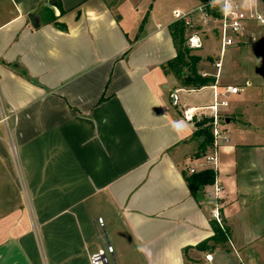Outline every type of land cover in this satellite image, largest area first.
<instances>
[{
  "label": "crops",
  "instance_id": "obj_1",
  "mask_svg": "<svg viewBox=\"0 0 264 264\" xmlns=\"http://www.w3.org/2000/svg\"><path fill=\"white\" fill-rule=\"evenodd\" d=\"M154 1L126 19L111 0H0V264H90L106 242L110 264H264V35L230 46L260 53L228 75L201 1L171 18L152 15ZM175 10H195L187 29L201 37L194 53L211 85L182 87L164 69L177 56ZM227 85L242 90L220 108L227 140L200 153L195 125ZM186 107L204 113L187 121ZM215 151L222 197L213 184L192 194L187 177L215 170Z\"/></svg>",
  "mask_w": 264,
  "mask_h": 264
},
{
  "label": "built area",
  "instance_id": "obj_2",
  "mask_svg": "<svg viewBox=\"0 0 264 264\" xmlns=\"http://www.w3.org/2000/svg\"><path fill=\"white\" fill-rule=\"evenodd\" d=\"M209 4L216 8V11L218 12V15L216 17L211 14L206 3H201L197 10L200 11L204 24H207L208 21L213 17L216 19L219 27V34L221 40V55L224 54V51L228 46L235 44L236 40L247 31L248 25L250 23L264 25V12L261 11L258 6V3L250 10H246L243 7V0H233V10L232 14L229 16H224L222 14V9L224 7L223 0H220L218 4L213 3L212 1ZM177 11L180 12L179 18H177L176 16ZM194 12L195 10L188 12L175 10L174 16L179 20H183L187 27H192V15ZM188 44L192 48L201 47V37L197 33H191L188 36ZM215 65L218 69V72L216 74V76L218 77L222 63L221 61H218ZM214 88H216V85H214ZM237 91L238 87L234 85L225 86L221 92H218L216 90L214 93V102L212 103V105L207 107L211 110V113L208 114L211 118L214 144H217L220 138H222L223 140H227V136L225 135L226 130L223 128V119L220 114V108L227 106L229 104L227 99L229 94L236 93ZM171 97L173 99V103L178 104L177 90L171 93ZM202 109L203 107H186L183 109V117L187 121L193 122L196 119V116L202 115L204 113L201 112ZM1 119L5 124H8L9 116L3 109L1 110ZM206 159L208 162L214 163V171L216 172L218 168L217 152L215 151L213 155H207ZM189 170L191 172L195 171L193 167H190ZM223 191V185L220 184L219 181L215 178V181L213 183V191H208L209 194L214 195L216 198H220L222 197ZM214 217L222 225L221 214L217 208L214 210ZM98 225L100 226L102 232L105 233V223L103 218H98ZM113 254V246L109 242H106V244L101 245L97 250L93 251L90 254V264H110V257H112ZM209 256L211 255L207 254L206 259H208Z\"/></svg>",
  "mask_w": 264,
  "mask_h": 264
},
{
  "label": "trees",
  "instance_id": "obj_3",
  "mask_svg": "<svg viewBox=\"0 0 264 264\" xmlns=\"http://www.w3.org/2000/svg\"><path fill=\"white\" fill-rule=\"evenodd\" d=\"M200 1L208 5V9L214 17L218 15L216 8L209 4L212 0ZM60 26L62 28L65 27L63 24ZM173 26L174 30L172 34L177 46V56L164 65L166 72H173L180 80L182 87L196 89L213 84L215 77L203 75V73L198 69L201 56L194 53L193 48L185 44V34L187 30L185 22L183 20H178L173 24ZM195 134L203 136V141L199 147V152L203 153L208 147L213 145L211 118H204L203 125L197 128ZM215 178L216 173L213 169H205L191 174L187 177V180L192 194L195 195L203 186L213 184ZM227 232V228L222 229L221 227H216V237L214 236V238L217 239L219 238L218 236H220L225 239L228 234Z\"/></svg>",
  "mask_w": 264,
  "mask_h": 264
},
{
  "label": "rangeland",
  "instance_id": "obj_4",
  "mask_svg": "<svg viewBox=\"0 0 264 264\" xmlns=\"http://www.w3.org/2000/svg\"><path fill=\"white\" fill-rule=\"evenodd\" d=\"M154 0H111L114 4L113 6L119 5L123 8L119 9V15H124L126 19L130 16V12L134 10L136 5L138 4H144V3H149L153 2ZM193 0H155L154 1V9L152 15L157 16V17H162V18H168V17H173L172 10L174 8H180V9H185L191 6L193 4ZM129 6V7H128ZM130 6L133 8L131 9ZM258 6L261 9V11L264 12V0H259ZM129 14V15H128ZM146 15V14H145ZM198 25V24H196ZM208 29H210V24L206 25ZM199 27H204L202 25H199ZM190 29L186 30L185 34V44L189 46L188 44V36L190 35ZM209 31H215V30H209ZM207 31V32H209ZM213 33V32H212ZM247 34L254 33L256 35H259V37H263L264 35V25H260L257 23H250L247 28ZM245 33V34H246ZM209 37V33L207 34ZM219 39H220V34H219ZM217 37L216 39H211V49H212V54L219 56L220 53V40ZM237 42L241 43L240 38L236 40ZM198 48H193V51H196ZM231 47H227V53L226 57L229 59V64L227 66V74L228 75H234L236 77H240L244 73V67L246 65H252L253 61L252 58L255 54L260 53V51H255L254 48L251 49V51H230ZM206 53H209L210 51H204ZM211 53V52H210ZM237 63V64H236ZM239 64V65H238ZM238 65V66H237ZM238 94L240 95L242 93V90L240 87H238ZM179 95L187 96L189 99H194V97H197L195 95H190L188 96L184 92H180ZM182 100V99H181ZM230 100V99H229ZM182 104V103H181ZM227 126H232L234 125V121L231 123H225Z\"/></svg>",
  "mask_w": 264,
  "mask_h": 264
},
{
  "label": "clouds",
  "instance_id": "obj_5",
  "mask_svg": "<svg viewBox=\"0 0 264 264\" xmlns=\"http://www.w3.org/2000/svg\"><path fill=\"white\" fill-rule=\"evenodd\" d=\"M212 2L218 4L220 2V0H212ZM223 2H224V7L222 9V14L224 16L231 15L232 10H233V0H223ZM257 3H258V0H243V7L246 10H250ZM176 16H177V18H179V16H180L179 11L176 12ZM173 128L177 133H179V132H182L183 130H185L186 127L183 123H174ZM208 259L211 260V256H209Z\"/></svg>",
  "mask_w": 264,
  "mask_h": 264
},
{
  "label": "water",
  "instance_id": "obj_6",
  "mask_svg": "<svg viewBox=\"0 0 264 264\" xmlns=\"http://www.w3.org/2000/svg\"><path fill=\"white\" fill-rule=\"evenodd\" d=\"M37 25H38V23H37ZM201 125H203V122H198V123H196V127H198V126H201Z\"/></svg>",
  "mask_w": 264,
  "mask_h": 264
}]
</instances>
